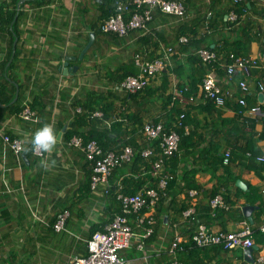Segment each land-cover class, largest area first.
Instances as JSON below:
<instances>
[{
  "label": "crops",
  "instance_id": "crops-1",
  "mask_svg": "<svg viewBox=\"0 0 264 264\" xmlns=\"http://www.w3.org/2000/svg\"><path fill=\"white\" fill-rule=\"evenodd\" d=\"M184 1L189 7L187 20L192 22L193 27L199 21L202 32H205L208 24L202 22L204 18L208 15L209 19L214 20L209 31L216 32L218 38L213 40L212 48L216 45L225 48L221 55L227 56L234 52L235 48L231 44L234 41L238 44L237 40L245 39L240 33L246 27L250 32L248 35L254 39L248 42V50L247 44H242L245 46V55L264 57V0L254 1L257 12L249 13L248 17H243L241 22L234 25L230 23L227 13V9L232 6L230 0ZM11 2L0 0V7H9L10 10ZM101 4L102 0H20L17 5V10L21 12L16 28L18 38L9 25L0 26V85L5 88L3 98L7 99L13 92L18 95L11 107L0 102V133L20 139L24 149H28L21 157H16L0 135V264H68L74 257H84L87 255L86 242L93 230L105 231L114 216L121 212V204L114 197L120 192V187L121 192L134 194L146 186L158 189V179L152 176L153 158L145 160L139 157L141 151L149 147V143L139 132L138 125L133 126L138 130L129 145L135 151L133 162L113 172L109 179L110 193H106L107 188L104 186L92 191V165L85 154L70 147V140L66 139L72 128H77L80 134L87 136L92 130L111 128V124L117 120L127 125L124 117L126 112L143 114V124L153 121L164 122L166 126L171 123L172 126L174 120V117L171 119L172 107L168 97L159 99L158 90L147 98L149 101H135L131 108L126 106L125 109L123 97L128 94L119 92L114 101L112 117L116 118L113 121H103L100 110L96 113H100L101 118L93 117L90 113L87 114V120L79 119L84 112L79 111L82 105L95 102V106L97 101H101L97 99H107L106 92L115 91L117 85L110 81L109 74L120 73L123 68L135 69L134 55L140 52L144 43L141 42V32H132L127 38H115V41L107 36L96 37L92 26L97 24L100 28L105 21L100 20ZM219 14H224L225 23H218ZM2 19H6V16ZM168 19V23L167 20H160L156 12L152 31L155 37L156 31H159L173 42L174 27L178 23L171 17ZM251 19V26H254L252 31L247 27ZM91 33L95 34V44L89 51L95 49V52L89 58L79 60L90 41ZM187 37L190 39V36ZM13 39L17 41V47L13 44L14 51L10 59ZM157 44V51L162 46L174 47L170 42L161 41ZM106 48L108 52L117 54V57L108 53ZM16 49L18 56L14 60ZM100 49L107 54L95 63L92 58L100 55ZM191 54L194 52L176 51L171 60L172 65L185 66L186 75L191 74L192 68L199 75L202 65L190 61ZM74 57L76 60L71 59ZM68 58L69 66L77 67L78 70L65 74L67 68L64 64ZM13 61L14 65L10 67ZM220 67L218 65L215 70L214 67L204 68L206 71L202 73H209L210 70L222 88L231 90L236 98L239 95L236 82L242 76L237 75L228 82ZM252 73L247 99L249 108L262 103L256 82L264 75V69L258 67ZM180 81L181 78L175 74L166 72L156 77L150 86L158 89L162 84L169 83L174 89L175 83ZM185 81H191L189 76L185 77ZM95 90L103 94H89ZM234 103H228L225 108H210L198 101L196 105L188 107L189 113L195 116V122L187 125L189 134L186 136L191 137L193 134L189 140L190 146L181 148L177 161L170 159L165 166V173L175 176L172 175L170 189L164 191L153 211L154 215H159L153 234L145 238L144 229L137 226L133 217L130 219L134 238L132 248L123 255L126 264H170L182 261L186 254H170L173 238L178 233L190 240L200 223L211 231L235 232L242 222L248 221L255 230L254 262L245 259V250L242 248L218 253L217 249L211 248L199 254L201 259H205L202 260L204 264H257V259L264 257V234L257 230L264 222V162L258 161V158H264V104L262 114L254 116L244 114V109ZM26 104L34 113L30 120L23 119L17 111L24 109ZM45 123L52 124L57 133L55 151L44 154L49 162L47 170L40 165L41 159L45 157L33 153L28 143L33 133ZM171 129L175 130L173 127ZM126 138L129 139V136ZM123 146L118 144L116 149ZM227 150H231L232 158L226 166L222 160ZM247 153L251 156H247ZM52 161H55L54 166ZM192 191L197 194L192 196ZM213 192L221 194L225 201L227 199L228 210H217L213 215L210 208ZM247 206L254 207L252 222L243 212ZM189 209L195 213L186 217L185 212ZM66 211L69 217L65 230L56 232L54 226L59 216ZM140 242H143V248H140Z\"/></svg>",
  "mask_w": 264,
  "mask_h": 264
},
{
  "label": "built area",
  "instance_id": "built-area-1",
  "mask_svg": "<svg viewBox=\"0 0 264 264\" xmlns=\"http://www.w3.org/2000/svg\"><path fill=\"white\" fill-rule=\"evenodd\" d=\"M245 0H233L232 6L242 4ZM257 1V0H249ZM259 1V0H258ZM157 11L165 15L173 16L176 23L187 20V9L180 0H116L115 13L111 15L100 26V31L104 34H115L119 37H127L132 32H141L143 36H151L153 31L150 24L154 21ZM231 24L239 22L238 13L232 9L228 14ZM190 42L187 36L179 38V44L188 45ZM176 54L174 47L162 46L155 58L149 57L150 53H136L133 58L134 67L137 75L129 76L119 85L115 91L127 94H137L145 90V88L159 74H163L169 66L172 65V58ZM201 63L207 66L217 64L221 66L225 72L226 79L231 82L235 76L242 77L236 82L239 95L235 98L231 90L222 88V86L214 78L210 72L198 85V91L195 94L189 93L187 87H178L176 82L172 91L171 106L175 103L182 105V111L191 105H196L198 101L213 102L217 108H225L230 102H235L243 110L244 114L260 115L262 114V105L264 104V75L256 82L257 93L263 97L261 104L254 107H248V95L250 93V82L253 76V70L262 67L264 69V57L255 58L250 55H239L230 52L227 56L217 55L215 52L200 49L195 51ZM1 75V71H0ZM1 89V85H0ZM188 93V94H187ZM80 113L82 109L80 108ZM186 113L182 112L178 118V125L183 126V119ZM20 116L25 120H30L34 113L26 104ZM93 117H100V113H93ZM185 135L189 134L187 126L184 128ZM140 133L149 143V147L141 151V157L145 160L157 157L152 162V176L158 179V189L152 187H144L136 194H124L122 187L117 192V199L121 204V212L116 214L113 220L103 232H96L86 242L87 255L84 257H74L68 264H126L124 252L132 248L134 231L130 224V219L135 218V223L144 229V237H150L154 232L156 218L153 211L158 202L162 198V194L167 189L169 180L173 177L169 173H165L166 161L170 160L174 155L180 153L181 137L174 130L166 129L164 122L147 121L144 123ZM1 139L16 157L24 154V144L20 139L12 138L7 134H1ZM159 144L157 151L152 143ZM69 146L81 150L92 165L91 189L96 191L99 187L104 186L106 193H110L109 179L116 169L133 162L135 151L131 146H125L120 149H111L105 151L96 141H90L85 144L82 137L75 136L69 141ZM40 157L45 155L36 154ZM247 156H251L247 153ZM232 158L231 150H227L223 156V164L229 165ZM259 162H264V158H258ZM192 196L197 194L196 191L190 192ZM210 208L213 215L217 210H228L224 197L217 194L210 200ZM193 209L185 212L186 217L193 215ZM69 212L61 214L54 226L56 232L65 230L66 220ZM259 233L264 234V222L257 229ZM255 230L248 221L241 223V227L235 232H215L211 231L206 225L199 224L192 236L193 246L198 249L221 247L227 251H233L239 248L244 250L254 247ZM189 245V240L182 235L176 233L170 246V254L176 255L178 250H184V245ZM140 248H143V242H140ZM170 264H182L178 261ZM257 264H264V257L257 259Z\"/></svg>",
  "mask_w": 264,
  "mask_h": 264
},
{
  "label": "trees",
  "instance_id": "trees-1",
  "mask_svg": "<svg viewBox=\"0 0 264 264\" xmlns=\"http://www.w3.org/2000/svg\"><path fill=\"white\" fill-rule=\"evenodd\" d=\"M19 1L20 0H12V2L10 3L12 9H10V10H9L8 6H7L8 8H5V9L3 7H0V26L2 27L3 25H9L12 32L15 33L16 38H18V34L16 31L17 30L16 29L17 24H18V18L21 15V12H19L17 10V5H18ZM44 1L49 2L50 0H44ZM180 1L184 3L186 9L189 8L186 1H184V0H180ZM115 2H116V0H102V4H101L102 8L100 11V20L101 19L106 20L111 15H113L115 13ZM230 2L233 3V0H230ZM232 9H235L236 12L238 13L239 22H241L243 17H248L249 13L257 12V11H255V8H254V2L249 1V0H245L240 5L237 4V6H235V7L234 6L229 7L227 9V13H229ZM262 11L264 13V9ZM157 12L159 13V19L160 20H164V21L167 20V23H168L170 21L168 18L171 17V19L172 20L174 19V21L176 23V19L173 18V16L165 15L160 11H157ZM263 13L260 12V14H263ZM4 15L6 16V19H2ZM219 16H218L219 17L218 23L221 24L224 22V14H219ZM213 21L214 20L209 19L208 15L204 18V20L202 22H206L208 24V26H207L208 29L205 32H202V29H201L202 27H201V24L199 23V21H197L195 23L194 27L191 25L192 22L190 23L189 20H187L185 22H179L174 27L175 38L173 39V42L170 41L168 38H166L165 34H162L159 31H156L157 37H155L154 31H153L151 36H142V37L140 36L142 38L141 42L144 41V43L142 44L143 46L141 47V50H139L140 52H138V53L149 52L150 53L149 57L151 59H153L156 57L157 50L159 48V45L157 43L164 41V42L172 43L173 46L175 47V50L177 49L176 51H185V52L193 51L194 52V51H197L200 49H207V50L215 52L217 55H220L222 53V51L225 50V48H218L217 45L215 48H212L213 40L218 38V35L215 34L216 32H213V30L211 32L209 31V29H211L213 27ZM251 21H252V19L248 20V22H247L248 26L247 27L249 29H251V31H252L254 29V26H251V23H252ZM153 24H155L154 21H152L151 24L149 25L150 28H153V26H152ZM92 31L96 34V37H99L101 35L107 36V38L110 37L114 41L116 40L115 38H117L118 40H121V38H127L128 37V36L127 37L126 36L125 37H119L118 35L112 36L110 34L109 35L104 34L103 32L100 31V28L97 26V24H94L92 26ZM249 33L250 32L247 31L246 27H243L240 34L242 35V37H245V39L237 40L238 44H236V41H234L231 44V46L235 48L233 50L235 53H237L239 55H245L246 54L245 53V46H247L246 50H248L249 49V43L248 42L253 41V39H254V37L252 35L251 36L248 35ZM182 36H190V39H189L190 42L188 45L179 44V38ZM14 41H15V39L12 40L11 45H10V47H11V51H10V55H9L10 59L12 58V53L14 51V49H13ZM94 44L95 43H93L92 46H94ZM242 44H247V45L242 46ZM144 48H146V49H144ZM89 52L90 51H88V53ZM87 54H86V56H87ZM17 56H18V51L16 49V55L14 56V60L16 59ZM86 56H84V58ZM189 60L190 61L192 60L194 64L201 62L198 56H194L192 54H191V58H189ZM13 65H14V61L12 62L10 67H12ZM201 65H202V68L200 69L199 75L196 74L197 71L193 68L191 70V74L186 75L187 73L185 71V66H182L181 64L176 65V67L175 66L173 67V65L169 66L168 69L164 73L170 72L172 74H175L177 77L181 78V81L178 83V87L179 88L187 87L190 89L189 93L195 94L198 91V85L201 84L203 78L206 77L210 73V70H209V73L207 71V73L203 74L202 72L206 71L204 68L211 69L212 67H214L213 69L215 70L216 67L218 66L217 64H213V66L212 65L207 66L204 64H201ZM119 72L120 73L117 72L116 74H114V73L109 74V75H111L110 81L115 85H119L122 81H124L129 76L137 75L136 68L133 70L128 69V68H123V70L119 71ZM159 75H161V74H159ZM186 76H189V79L191 80L190 82L185 81ZM195 76H199L198 79L195 78ZM166 81H167V79H166ZM168 84L169 83H165V84H162L160 86V88L153 89V88H151V86H150L151 83H150L145 88V90H143L142 92H139L137 94H128L127 96L123 97V102L125 103V105L123 106L124 109L126 106H129L131 108L132 104H135V101L136 102H139L141 100H143V101L148 100L149 101L150 99H147V98L150 97V95L152 93L155 94L157 92V90L160 93L158 98L160 99L161 97H168V103L170 105L171 101H172V95L171 94H172L173 87H172V85H170V84L168 85ZM95 91L96 92L92 91L89 94H93V95H97V96H100L103 94V93H99L98 90H95ZM118 94H119V91L118 92L117 91H108V92H106V95H108L107 99L104 97L97 99V100H101V102L104 101L100 105L98 103H96L97 105L93 106V103H95V102L88 103V105H82L81 106L82 112L83 111L84 112L81 116H79V119L85 121V120H87L86 117L88 118L87 114H90V113L93 114V113H96L98 110H100L103 114V121L104 120L108 121V122L113 121L116 118V116L112 117V113L114 112V106H115L114 101H116ZM3 95H5V88L2 86L0 89V102L4 105L6 104L10 107L13 106V105H11V103L16 96V92H13L12 96H8L7 99L5 97H4L5 98L4 99ZM111 95L115 96V97L113 96L114 98H113L112 102L110 101ZM20 96H21V94H19V100H20ZM199 102H202V100ZM202 103L205 104L204 102H202ZM205 105H208V107H210V108H213V106L216 107L215 104L211 101L206 102ZM99 106H101V107L99 108ZM181 106L182 105H180L179 103H175L174 106H171L172 107L171 111H170L171 119H173V117H174V120H173L172 126H171V123L166 126L167 130H170L171 127H173L179 133V135L181 137L180 146H179L180 150H181V148L182 149L183 148H189V146H190L189 140L193 138V134L191 137L186 136L184 128L188 124H192L195 122V116H193L194 113H189V110H190L188 108L189 106L187 108H185L186 111H182L183 108ZM191 106H193V105H191ZM227 106H228V104H227ZM210 108H208V110ZM17 111H18V113H21L23 111V108L18 109ZM182 112H185L186 115L182 121L183 126H180V125H178V118ZM124 114H125L124 115L125 120L127 121L126 123H128L127 125L124 124L125 122H123L122 120L121 121L117 120L111 124V128L106 127L103 130L95 129V130H92L91 133H89L87 136H83V134H80L78 132L77 128L76 129L72 128V130L69 131L66 139L71 140L72 137L80 135V137L83 138L85 144L89 143L90 141H96L105 151L115 149L118 146V144H120V145L123 144L125 146H129L132 143L134 134L138 130V128L135 129V128H133V126L138 125L139 132H140L142 130L143 125H144L143 124L144 116H143V114H141L137 111L136 112L134 111L132 114H129L128 112H126ZM76 123L78 125V121ZM127 136H129L130 140L126 138ZM125 146H123V147H125ZM158 146H159V144L156 142L154 147L157 151L159 150ZM117 149H120V148H117ZM139 157L142 158L141 153H140ZM156 158L157 157H153V161L156 160ZM177 158H178V154L174 155L171 158V160L175 162V160L177 161ZM168 161H166V164ZM172 175L175 176L174 174H171V176ZM171 183L172 182L170 181L167 189H170ZM123 193L128 194V195H133L135 192L125 191ZM217 194H218V192H213L212 198H214ZM114 197L116 198L117 195L115 194ZM226 201H227V199H226ZM182 211H183V209H182ZM158 216H159L158 214L154 215L155 218H157ZM134 221H135V218H134ZM200 224H202V223H200ZM97 231L98 230H93L90 238ZM213 248L217 249V251H216L217 253L222 252V251L223 252H229L227 250H224L221 247H212V249ZM210 249L211 248H204V249L195 248L193 246V241H192V237H191L189 240V245L185 244L184 250H178L177 254L178 253L182 254V255L186 254V257L184 259H182V261H178V262H180L182 264H204V262L202 260H205V259H201L199 257V254H200V252H205V251H208Z\"/></svg>",
  "mask_w": 264,
  "mask_h": 264
},
{
  "label": "clouds",
  "instance_id": "clouds-1",
  "mask_svg": "<svg viewBox=\"0 0 264 264\" xmlns=\"http://www.w3.org/2000/svg\"><path fill=\"white\" fill-rule=\"evenodd\" d=\"M193 55L195 56V51ZM28 143L31 145L30 150L35 154L44 155L53 153L57 145V133L54 126L50 123H45L33 133ZM21 150L27 151L28 149ZM51 163L53 166L55 165V161H52ZM40 165L47 170L49 162L46 157L41 159Z\"/></svg>",
  "mask_w": 264,
  "mask_h": 264
},
{
  "label": "water",
  "instance_id": "water-1",
  "mask_svg": "<svg viewBox=\"0 0 264 264\" xmlns=\"http://www.w3.org/2000/svg\"><path fill=\"white\" fill-rule=\"evenodd\" d=\"M94 40H95V34H94V33H91L90 41H89V43L87 44V46L84 48V50L82 51V53H81V55H80V57H79V60H83V58H84V56L86 55V53H87V52L89 51V49L92 47V45H93V43H94ZM16 42H17V41H15L14 46H16ZM212 47H213V46H212ZM14 54H15V52H14ZM71 59L76 60L75 57H74V58H71ZM69 61H70V58H68V61L64 64V67L67 68V69L64 70V73H65V74L68 73V72H75V71L78 70L77 67H75V68L70 67V66H69ZM260 96H261V95H260ZM17 98H18V95L16 96V98H15L14 101H16ZM261 100H262V102H263V97H262V96H261ZM253 211H254V207H252V206H247V207H245V208L243 209L244 215L248 218V220H249L250 222L253 221V219H252V212H253ZM255 250H256V247H255V246L252 247V248H250V249L245 250V259H246L247 261H249V262H254V260L252 259V254H253V252H254Z\"/></svg>",
  "mask_w": 264,
  "mask_h": 264
},
{
  "label": "rangeland",
  "instance_id": "rangeland-1",
  "mask_svg": "<svg viewBox=\"0 0 264 264\" xmlns=\"http://www.w3.org/2000/svg\"><path fill=\"white\" fill-rule=\"evenodd\" d=\"M117 44V43H116ZM109 48V51H110V47H108ZM106 50H107V52H108V49L106 48ZM93 52H95V49H92V50H90V52L87 54V58H89L90 56H91V54H93ZM108 53H110L113 57H117V54H115L114 52V54H112L111 52H108ZM98 54H100L99 56H96V57H94V58H92V60H94V62L95 63H98L99 62V58H101V57H103V56H105V54H107V53H105L102 49H100L99 51H98ZM118 59H116L115 61H117ZM130 66H132V64H130ZM102 69H103V71L105 70V67L103 66L102 67ZM107 71V70H106ZM97 103L100 105L101 104V101H97ZM201 253V252H200Z\"/></svg>",
  "mask_w": 264,
  "mask_h": 264
}]
</instances>
